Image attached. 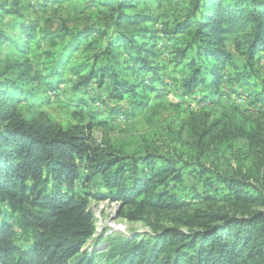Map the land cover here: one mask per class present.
<instances>
[{"label":"trees","instance_id":"1","mask_svg":"<svg viewBox=\"0 0 264 264\" xmlns=\"http://www.w3.org/2000/svg\"><path fill=\"white\" fill-rule=\"evenodd\" d=\"M103 1L111 9L110 24L72 35L44 74L18 73V62L0 72V264H264V129L241 126L229 132L248 143L250 165L238 174L220 173L196 160L198 177L225 205L226 210L214 212L204 208L214 196L195 190L182 194L181 160L161 155L154 144L129 155L92 143L87 136L92 122L71 129L21 115L20 95L36 99L40 88L61 83L67 60L94 34L97 39L86 46L94 52V64L108 55L111 65L72 69L73 91L108 80L111 99L120 102L128 95L138 106L147 101V91L157 90L150 36L156 31L142 26L157 19L127 13L136 0ZM194 8L198 16L166 31V54L181 67V88L192 94L210 87L204 101L214 99L223 72L229 82L252 83L257 56L264 55V1L196 0ZM16 30L14 38L0 32V44L9 42L22 59L35 29L22 24ZM101 39L102 50L96 44ZM230 39L241 66L226 50ZM122 49L125 58L119 60ZM11 73L22 82L6 78ZM251 94L264 103V92ZM218 123H204L195 132L199 148ZM96 184L101 189L94 192ZM90 199L118 203V218L139 222L149 232L97 235Z\"/></svg>","mask_w":264,"mask_h":264},{"label":"rangeland","instance_id":"2","mask_svg":"<svg viewBox=\"0 0 264 264\" xmlns=\"http://www.w3.org/2000/svg\"><path fill=\"white\" fill-rule=\"evenodd\" d=\"M103 2L0 0L1 33L14 38L18 33V30L14 31L15 27L29 24L35 29L28 41V53L22 59L17 57L9 42L0 44V72L9 70L14 62H18L21 64L18 73L27 70L31 72V77L44 74L51 67L55 55L70 41L72 35L83 29L94 28L96 31L110 24L111 9ZM136 2L138 4L127 13L152 15L157 19L153 25L149 21L142 23V26L156 31L150 33L151 45L155 51L151 63L159 73V79L154 84L157 90L147 91L144 105H135L134 99H130L128 95L120 102L111 99L107 91L108 80L101 87L92 81L83 92L72 90L71 79H76L72 75V69L84 66L88 70L91 65L93 68L111 65L106 58L108 55L99 57L94 64V52L86 47L97 39L94 34L67 60L65 69L61 72L62 78H59L61 83L50 88H40L43 93L36 99H25V95H20L23 97L19 96L22 101L18 109L27 119H47L54 125L71 129L92 122L93 126L87 132L92 143L111 146L116 150L122 149L129 155H137L147 145L154 144L161 155L181 160L179 168L185 188L182 194L190 196L193 190L199 194H210L215 200L208 202L204 208L214 212L226 210L218 195L204 186L194 164L198 160L205 167L229 174H238V169L242 170L250 165L245 137H234V133L230 135L229 132H235L234 129L241 126L258 132L264 129V103L257 102L251 94V90L259 94L264 92V55L257 56L254 67L256 76L252 83L229 82V73L223 72L218 87L214 89L217 92L214 99L202 101L212 89L208 86L199 87L192 94H187L180 86L181 67L166 54L165 42L168 35L166 31L192 14H200V11L195 13L196 0ZM63 30H68V35L62 36ZM103 40L96 42L100 50L105 47ZM232 41H227L226 50L235 57L237 66H241L242 56ZM49 52L56 53L49 59ZM124 54V50H120L118 59H124ZM18 73H11L6 78L18 84L22 82ZM217 121L219 123L215 131L205 139L204 146L199 148L195 132L202 130L204 123ZM217 186L222 187L221 184ZM92 189L96 192L101 186L96 184ZM118 206V203L108 200L90 199L89 209L95 219L97 235L128 237L133 231L139 234L149 232L139 222L130 223L118 218Z\"/></svg>","mask_w":264,"mask_h":264}]
</instances>
